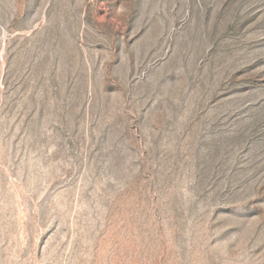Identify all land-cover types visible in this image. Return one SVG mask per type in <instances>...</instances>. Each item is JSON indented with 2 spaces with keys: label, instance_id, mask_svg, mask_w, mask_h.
Returning a JSON list of instances; mask_svg holds the SVG:
<instances>
[{
  "label": "rangeland",
  "instance_id": "obj_1",
  "mask_svg": "<svg viewBox=\"0 0 264 264\" xmlns=\"http://www.w3.org/2000/svg\"><path fill=\"white\" fill-rule=\"evenodd\" d=\"M0 264H264V0H0Z\"/></svg>",
  "mask_w": 264,
  "mask_h": 264
}]
</instances>
